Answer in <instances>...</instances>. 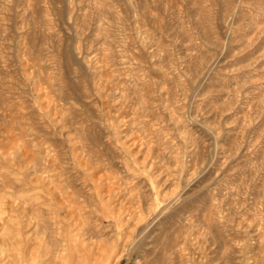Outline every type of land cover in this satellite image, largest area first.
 Segmentation results:
<instances>
[{"label": "rangeland", "instance_id": "obj_1", "mask_svg": "<svg viewBox=\"0 0 264 264\" xmlns=\"http://www.w3.org/2000/svg\"><path fill=\"white\" fill-rule=\"evenodd\" d=\"M0 264H264V0H0Z\"/></svg>", "mask_w": 264, "mask_h": 264}]
</instances>
